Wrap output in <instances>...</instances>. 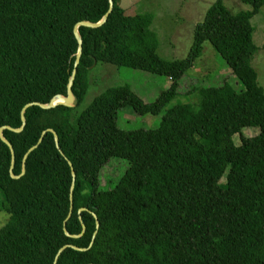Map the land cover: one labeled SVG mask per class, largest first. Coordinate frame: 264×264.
<instances>
[{"label": "trees", "instance_id": "1", "mask_svg": "<svg viewBox=\"0 0 264 264\" xmlns=\"http://www.w3.org/2000/svg\"><path fill=\"white\" fill-rule=\"evenodd\" d=\"M249 10L230 12L216 0L196 24L187 55L167 60L148 12L129 15L119 0L98 27L78 26L81 54L72 83L74 103L24 111L21 131L0 139V264H264V91L250 61L257 50L250 19L264 0H241ZM109 0H0V127L22 125L29 102L66 95L78 43L73 26L97 22ZM209 41L241 84L198 88L199 101L165 105L178 78ZM159 73L169 86L145 102L128 85L106 88L74 115L97 62ZM158 115L156 127L123 129L118 109ZM254 126L251 136L233 135ZM52 128L58 137L56 148ZM111 156L128 167L111 189L99 171ZM71 163V166L68 164ZM71 168L75 174L70 207ZM224 177V181L221 179ZM86 210L78 213V209ZM67 218V219H66ZM81 218V219H80ZM65 223V234L63 222ZM82 221V223H81ZM78 237H72L81 232Z\"/></svg>", "mask_w": 264, "mask_h": 264}, {"label": "rangeland", "instance_id": "2", "mask_svg": "<svg viewBox=\"0 0 264 264\" xmlns=\"http://www.w3.org/2000/svg\"><path fill=\"white\" fill-rule=\"evenodd\" d=\"M216 0H119L125 13L129 15L148 12L152 15L150 28L158 40L157 52L167 60L184 58L192 44L194 28L203 20L205 11ZM223 5L232 13L249 10L250 5L241 0H222ZM253 26L252 39L257 46L250 64L257 74V83L264 91V4L258 13L250 19ZM240 90L241 84L230 72L225 60L214 50L209 41L202 44L201 54L192 67L185 70L178 78L177 94L165 105V109L177 103H191L198 106V88L202 86H219L223 82ZM170 79L162 74L127 66H117L110 62H97L87 73V90L81 102L74 108L76 115L88 106L93 98L106 88L126 84L145 102L153 101L165 90ZM163 111L158 115H140L130 105L118 109V126L123 129L137 127H156ZM258 133V128L245 126L240 133L233 135L235 144L239 135L251 136ZM128 160L111 156L99 171V186L103 189L114 187L128 167ZM224 181V177L221 179ZM0 194V204H1ZM8 219V213L0 208V227Z\"/></svg>", "mask_w": 264, "mask_h": 264}, {"label": "water", "instance_id": "3", "mask_svg": "<svg viewBox=\"0 0 264 264\" xmlns=\"http://www.w3.org/2000/svg\"><path fill=\"white\" fill-rule=\"evenodd\" d=\"M112 6H113V2H112V0H109V8H108L107 12L103 15V17L99 21H97V22L79 21V22H76L75 25L73 26V33H74V36H75V38L77 40V43H78V50H77L76 58H75V61H74V68H73V70L71 72V75L69 77L68 83L66 85V95L63 96L61 94H57L53 98H51L48 103H45V104L44 103H39V102H29V103L25 104L22 107L21 111H20V117H21V120H22V125L19 128L13 129V128L9 127V126H1L0 127V139L8 146V148L10 150V154H11V161H10V168H9L10 177H12V178H18V177H20L21 175L24 174V172H25V159L28 156L29 152L32 151L41 142L42 135L44 134L45 131L42 132V135L38 139L37 143L35 145L31 146L26 151V153L24 154V156L22 158V164H21V172H20V174L19 175H14L12 173V168H13V165H14L13 148H12L11 144L7 140H5V138L3 137L2 130L5 129V128H7V129H10V130H14L16 132L21 131L22 128H23V125L25 123L24 111H25V109L28 106L37 105V106H39V107H41L43 109H49V108H52V107H54L56 105H63V106H66V107H70V106L73 105V103H74V96H73L71 87H72L73 79H74L75 73H76L75 67L78 64L79 57H80V54H81V42H82L81 41V38H80V35L78 33V26H86V27H91V28H95V27L100 26L106 20L107 15L112 10ZM47 131H49V132H51L53 134V138H54V142H55L56 148L62 154V152H61V150H60V148L58 146V137H57L56 132L52 128H48ZM68 164L71 166V163L69 161H68ZM71 175H72V183H71L70 194H69L70 207H69V212H68L67 218L70 216L71 210H72V191H73V183H74V178H75V174H74L72 168H71ZM83 210H86V209L84 207L79 208L78 209V213H80ZM93 216L95 218L96 228H95V231L92 234V238H91V241H90L88 247H86V248H80V247H76L74 245H63L61 248L58 249V251H57V253H56L55 257H54L53 264H56V260H57V258L59 256V254L61 253V251L65 247H68L69 246V247H71L73 249H76V250H86L87 248H89L92 245L93 240H94L95 235H96V232H97V229L99 227V222L97 221L96 215L94 213H93ZM65 223H66V220L63 222V229H64L65 234L69 235L67 233V231L65 230ZM81 223H82V221H81ZM84 230H85V227L82 224L81 232L79 234H77V235H72V237H78V236H80L84 232Z\"/></svg>", "mask_w": 264, "mask_h": 264}]
</instances>
